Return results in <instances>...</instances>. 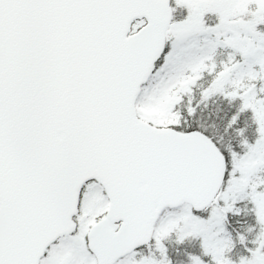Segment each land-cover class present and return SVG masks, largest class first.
I'll return each mask as SVG.
<instances>
[{
  "label": "snow or ice",
  "instance_id": "obj_1",
  "mask_svg": "<svg viewBox=\"0 0 264 264\" xmlns=\"http://www.w3.org/2000/svg\"><path fill=\"white\" fill-rule=\"evenodd\" d=\"M0 264H264V0H0Z\"/></svg>",
  "mask_w": 264,
  "mask_h": 264
}]
</instances>
